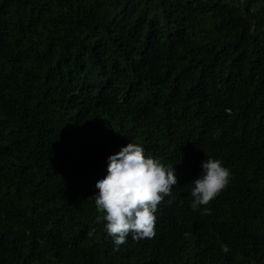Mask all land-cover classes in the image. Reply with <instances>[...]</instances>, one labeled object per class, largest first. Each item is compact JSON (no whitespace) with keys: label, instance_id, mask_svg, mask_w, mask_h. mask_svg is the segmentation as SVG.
Returning <instances> with one entry per match:
<instances>
[{"label":"trees","instance_id":"1","mask_svg":"<svg viewBox=\"0 0 264 264\" xmlns=\"http://www.w3.org/2000/svg\"><path fill=\"white\" fill-rule=\"evenodd\" d=\"M131 142L177 184L117 248L92 198ZM0 264H264V0H0Z\"/></svg>","mask_w":264,"mask_h":264},{"label":"clouds","instance_id":"2","mask_svg":"<svg viewBox=\"0 0 264 264\" xmlns=\"http://www.w3.org/2000/svg\"><path fill=\"white\" fill-rule=\"evenodd\" d=\"M142 146L129 143L118 154L109 157L108 174L96 183L99 195L94 196L96 223L104 221L105 231L117 248L132 239H152L156 235V212L165 197L173 194L177 177L173 165L165 166L158 158L145 156ZM202 174L192 183L190 207L200 211L209 205L228 186L230 170L219 159L207 158L201 165ZM202 215H211L204 207ZM94 229L88 233L94 234ZM187 236L188 234L185 233ZM229 252L227 245L222 246Z\"/></svg>","mask_w":264,"mask_h":264}]
</instances>
